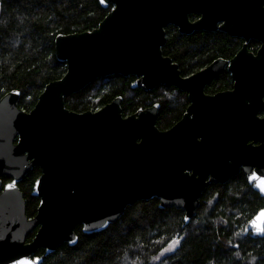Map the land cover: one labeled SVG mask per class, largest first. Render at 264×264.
Masks as SVG:
<instances>
[{
  "label": "water",
  "instance_id": "obj_1",
  "mask_svg": "<svg viewBox=\"0 0 264 264\" xmlns=\"http://www.w3.org/2000/svg\"><path fill=\"white\" fill-rule=\"evenodd\" d=\"M98 1L112 8L97 27L56 35L54 54L66 70L32 109L18 107V90L0 97V264H41L57 246L76 244L77 225L84 234L102 231L141 200L180 209L188 222L206 186L239 172L264 199V0ZM168 25L183 34L218 30L243 43L230 59L182 76L161 50ZM250 40L259 42L255 53ZM225 69L232 87L206 94ZM109 75H133L131 87L144 91L174 86L189 103L165 130L155 124L157 103L127 116L120 96L95 111L64 106L65 96ZM33 166L38 204L28 218L17 183ZM261 212L244 227L253 238L264 234Z\"/></svg>",
  "mask_w": 264,
  "mask_h": 264
},
{
  "label": "trees",
  "instance_id": "obj_2",
  "mask_svg": "<svg viewBox=\"0 0 264 264\" xmlns=\"http://www.w3.org/2000/svg\"><path fill=\"white\" fill-rule=\"evenodd\" d=\"M111 8L98 0H0V97L18 90V107L32 109L44 86L66 70L54 54L56 35L92 30ZM164 32L162 53L177 64L182 76L216 58L230 59L242 45V39L218 30L183 34L168 25ZM258 46L256 40L247 43L251 52ZM134 80L133 75L98 77L65 96L64 106L75 112L95 111L120 96L123 116L157 103V128L168 129L180 119L189 103L184 91L165 85L144 91L131 87ZM231 87L225 69L205 85L204 92L214 94ZM39 174L40 168L33 166L17 183L28 218L36 212L38 198L31 190ZM262 208L264 199L239 172L223 184L206 186L188 222L183 211L159 208L155 198L137 201L102 231L84 234L77 225L76 244L57 246L41 264H264V234L253 238L244 231L247 221ZM175 238L179 239L176 248L160 255ZM42 252L38 249L35 255Z\"/></svg>",
  "mask_w": 264,
  "mask_h": 264
},
{
  "label": "rangeland",
  "instance_id": "obj_3",
  "mask_svg": "<svg viewBox=\"0 0 264 264\" xmlns=\"http://www.w3.org/2000/svg\"><path fill=\"white\" fill-rule=\"evenodd\" d=\"M177 240L179 241V239L175 238V239L171 240L170 242H168L167 245L161 250L160 255L168 254V253L172 252L178 244V243H175V245L173 247L174 242Z\"/></svg>",
  "mask_w": 264,
  "mask_h": 264
},
{
  "label": "flooded vegetation",
  "instance_id": "obj_4",
  "mask_svg": "<svg viewBox=\"0 0 264 264\" xmlns=\"http://www.w3.org/2000/svg\"><path fill=\"white\" fill-rule=\"evenodd\" d=\"M190 16H193V19H190ZM198 18V15H195V14H191V15H189V19L191 20V21H194V20H196ZM173 26V25H172ZM175 27V26H174ZM238 38V37H237ZM241 39V38H240ZM242 43H243V40H242ZM259 47V46H258ZM248 48V47H247ZM249 50V49H248ZM257 50V49H256ZM250 51V50H249ZM256 52V51H255ZM255 52H253V53H255ZM264 111H262V112H260L259 113V115H261V116H263L264 115V113H263ZM1 178H3V177H1ZM4 178H6V177H4ZM7 181H8V178H7ZM6 181V182H7ZM2 184H4V183H2Z\"/></svg>",
  "mask_w": 264,
  "mask_h": 264
},
{
  "label": "snow or ice",
  "instance_id": "obj_5",
  "mask_svg": "<svg viewBox=\"0 0 264 264\" xmlns=\"http://www.w3.org/2000/svg\"><path fill=\"white\" fill-rule=\"evenodd\" d=\"M261 190L264 191V183H262V185H261ZM260 216L261 217H264V212H261L260 213ZM259 231L264 232V227H262L261 229H259ZM175 243H179V241L178 240L175 241L174 244H173V247H174Z\"/></svg>",
  "mask_w": 264,
  "mask_h": 264
}]
</instances>
